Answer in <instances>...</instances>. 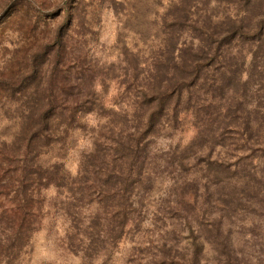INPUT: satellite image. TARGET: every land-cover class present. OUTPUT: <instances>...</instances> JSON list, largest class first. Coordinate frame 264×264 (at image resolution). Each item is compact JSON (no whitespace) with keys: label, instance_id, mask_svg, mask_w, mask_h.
<instances>
[{"label":"trees","instance_id":"1","mask_svg":"<svg viewBox=\"0 0 264 264\" xmlns=\"http://www.w3.org/2000/svg\"><path fill=\"white\" fill-rule=\"evenodd\" d=\"M107 1L114 2L101 3ZM71 3L55 31L22 35L24 45L0 75V90L20 104L21 120L12 141L0 145V264H21L43 227L50 188L64 195L66 214L78 220L74 229L82 228L71 242L116 245L163 175L181 174L172 187L176 195L185 188L220 195L222 185L247 192L250 179L226 182L253 167L242 161L254 152L264 156V0H170L154 41L137 52L123 48L121 61L105 69L84 53L87 35L76 43L69 33L89 4ZM21 5L12 21L37 25L36 4ZM40 24L50 29L49 21ZM110 81L120 86L113 101L118 110L97 92V83L107 89ZM91 114L105 121L94 128V148L77 175L62 163L48 165L43 156L87 130ZM183 114H192L200 130L194 142L156 149L155 138L177 128ZM196 159L204 162L203 187L204 175L183 176ZM211 226L203 234L212 246L221 241L224 263L241 264L222 223Z\"/></svg>","mask_w":264,"mask_h":264},{"label":"rangeland","instance_id":"2","mask_svg":"<svg viewBox=\"0 0 264 264\" xmlns=\"http://www.w3.org/2000/svg\"><path fill=\"white\" fill-rule=\"evenodd\" d=\"M39 1H45L46 8L38 7L36 0H0V75L7 72L11 58L24 45L22 35L41 37L44 31H55L63 19L61 10L68 9L75 0ZM169 1L114 0L102 4L101 0H85L89 6L80 19L81 24L76 19L69 33L74 35L76 43L81 41L83 33L86 34L88 42L84 53L105 69L121 61L123 48L137 52L154 41L159 34L158 18ZM22 2L24 6L29 2L36 4L38 13H32V17L36 15L40 19L37 25L29 24V20H19L22 22L19 24L12 21L23 11ZM57 12V16L52 15ZM46 21L50 22V29L40 24ZM107 84L104 89L100 82L97 83V92L105 95L108 107L118 110L119 106L113 101L120 86L117 81ZM4 94L0 90V145L12 141L21 123L18 118L20 104L7 101ZM86 121L87 130L76 131L67 146H58L43 156L48 165L62 163L70 175H77L82 157L94 148V128L105 120L91 114ZM199 132L192 114H183L177 128L165 129L155 138V147L163 152L185 148L194 142ZM249 161H253V167L226 182L228 186L239 178L250 179L252 184L247 192L222 185L220 195L203 188L198 191L185 188L176 195L172 187L181 174L163 175L155 188L144 196L139 213L127 225L123 239L116 245L108 239L104 244L97 242L94 247H89L88 242L79 244L78 238L71 242L72 234L78 231L81 235L82 228L74 229L78 220L66 214L64 195L50 188L44 193L43 227L26 248L21 264H192L194 245L197 246L195 264H225L221 241L215 240L212 246L203 234L211 229L216 219L239 252L241 264H264V156L254 152L249 160L242 162ZM203 167L204 162L196 159L194 167L183 176L204 175L203 187L207 182ZM258 180L262 183L257 184ZM233 192L235 197L231 198L229 193Z\"/></svg>","mask_w":264,"mask_h":264}]
</instances>
